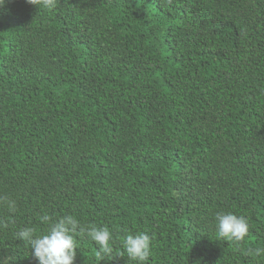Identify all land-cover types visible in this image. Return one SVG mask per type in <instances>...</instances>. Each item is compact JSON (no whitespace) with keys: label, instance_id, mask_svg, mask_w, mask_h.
<instances>
[{"label":"trees","instance_id":"trees-1","mask_svg":"<svg viewBox=\"0 0 264 264\" xmlns=\"http://www.w3.org/2000/svg\"><path fill=\"white\" fill-rule=\"evenodd\" d=\"M4 197L0 264H39L17 233L44 215L112 232L103 259L76 236L75 264H138L141 233L147 264H264V0H5ZM221 213L249 221L243 245Z\"/></svg>","mask_w":264,"mask_h":264},{"label":"clouds","instance_id":"clouds-1","mask_svg":"<svg viewBox=\"0 0 264 264\" xmlns=\"http://www.w3.org/2000/svg\"><path fill=\"white\" fill-rule=\"evenodd\" d=\"M26 3L39 11L46 9L49 12H53L58 6V0H26ZM167 3L171 5L172 0H167ZM4 4L5 0H0V8ZM0 204L6 205L10 213L14 214L17 211L15 201L9 197L0 199ZM39 219L41 223L50 225L48 234L37 238L33 228L23 229L17 233V239L30 245L34 250L35 259L39 261V264H75L77 257L76 236H87L94 241L98 247L96 253L98 258L113 257V234L107 227L101 229L96 225H82L72 215H67L58 221H54L50 215H44ZM215 219L218 221L219 240L236 246L243 245L250 231L247 219L243 216L224 213L216 215ZM8 226L7 222L3 224L4 228H8ZM123 246L130 260L137 261L138 264H147L151 255L152 238L145 233L135 237L128 234L124 239ZM247 254L261 256L264 255V249H257L255 252L249 249Z\"/></svg>","mask_w":264,"mask_h":264}]
</instances>
